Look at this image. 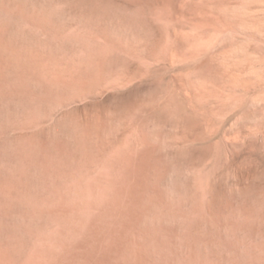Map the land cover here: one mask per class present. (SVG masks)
Here are the masks:
<instances>
[{
  "label": "rangeland",
  "instance_id": "1",
  "mask_svg": "<svg viewBox=\"0 0 264 264\" xmlns=\"http://www.w3.org/2000/svg\"><path fill=\"white\" fill-rule=\"evenodd\" d=\"M30 1L72 39L56 49L67 70L51 85L54 118L87 126L95 164L88 180L48 181L41 237L22 242L0 213V264H170L152 244L155 197L196 233L172 264H264V0ZM9 83L0 77V94L17 91Z\"/></svg>",
  "mask_w": 264,
  "mask_h": 264
},
{
  "label": "bare ground",
  "instance_id": "2",
  "mask_svg": "<svg viewBox=\"0 0 264 264\" xmlns=\"http://www.w3.org/2000/svg\"><path fill=\"white\" fill-rule=\"evenodd\" d=\"M50 11L48 7L33 4L30 0H0V77L6 83L11 82L9 83L11 85L15 83V89L17 90H15L16 92L8 93L6 91L7 93L2 92L0 94V185L5 188V192L2 188L3 195L0 197V213L2 226L22 242H25L28 237H41L51 226L48 215L52 210L50 209V211L49 206L46 207L44 204L52 198L51 193L46 194V192L55 193V191H52L53 187L49 186L48 181L52 180L51 178H54L57 174L68 176L76 183L82 178L87 179L88 176L91 178V166L95 162V159L92 158V143L89 134H87V126L72 116L70 112H64L63 117L57 118V120L54 118L57 110V102L55 105L54 100L58 98H55L57 96V89L55 88L57 87H52L54 86L52 84L57 80L59 82L63 76L61 72L67 70L65 67H61V62L63 66V60H66V58L59 59L60 53L57 55L56 49L60 44L69 45L72 39L69 36L70 34H65L66 27L64 24H58L57 19H53L55 16H51V12L55 10ZM40 33H44L46 38L41 39ZM83 43L87 44V41L82 42L81 45ZM78 45L76 44V47H79L76 48L77 51L81 47ZM90 46L89 48H91ZM81 49L83 50L80 51H84L82 56L84 57V55H87L85 54L86 49L82 47ZM62 51L65 52V49ZM77 51L74 53L78 55ZM87 56H89V52ZM85 57L82 59L87 61ZM79 58L81 59L80 56ZM72 59L69 60L74 63L73 60L76 62L78 58ZM50 61H55L62 70L59 67H55L54 70L50 68ZM82 61H77L79 67H83V65H79L83 63ZM71 67L73 68V66ZM71 70L69 71L72 72ZM76 70L79 71L80 69H74V71ZM78 71L77 74L79 72L82 74L84 70ZM23 119L28 120H26L27 125L31 123L32 126L41 125L38 131L33 132L31 142L26 141V137H28L26 136L27 131L25 132L27 125L24 124L25 120ZM53 119V123L46 126L47 122ZM93 146L95 145L93 144ZM160 175L158 174L157 182L161 181ZM187 179L191 183L193 176L187 173ZM159 189L155 190L157 196L159 195ZM153 199L152 201L155 202L153 205L156 206L157 203L160 209L159 212L157 211V215L154 212L156 218L153 215L155 227H152L154 231L151 233H154L155 242L152 241V244L155 245L156 243L164 258L172 264V251L173 247L176 246L175 244L180 243L181 245L185 240L186 245L189 244L193 241L192 239H195L194 235L196 233L194 232L192 235V229L189 223L185 221V212H171L170 207L163 203L164 200L158 201L160 198H157L154 201ZM93 206L95 207V205ZM76 216L79 215L76 214ZM76 216L75 220L78 219H76ZM168 220L170 222L171 220L180 222L174 233L172 231H170V234L168 233V227L166 228L165 225ZM152 221L150 222L152 223ZM82 223L81 228L89 226L86 220L84 222L82 220ZM87 223L88 225H86ZM78 224L77 226H79ZM149 227L151 225L148 226V231L149 229L151 231ZM67 234L70 233L67 232Z\"/></svg>",
  "mask_w": 264,
  "mask_h": 264
}]
</instances>
